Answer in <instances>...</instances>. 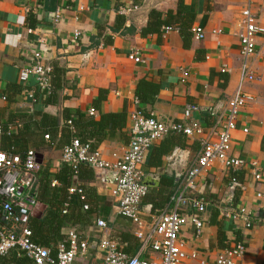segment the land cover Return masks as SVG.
I'll return each instance as SVG.
<instances>
[{
    "label": "crops",
    "instance_id": "0c3cea01",
    "mask_svg": "<svg viewBox=\"0 0 264 264\" xmlns=\"http://www.w3.org/2000/svg\"><path fill=\"white\" fill-rule=\"evenodd\" d=\"M183 1L195 12L191 30L198 26L205 32L203 39H197L190 30L189 46L184 45L177 27L166 32L163 28L160 36L140 32L147 25L152 9L176 11L179 0H0V120L48 112L59 117L63 124L65 107L90 114L100 89L104 88L108 92L102 109L105 112L127 109L126 132L131 133L130 113L138 107L159 118L182 121L186 106L192 103L200 107L193 118L208 129L219 126L240 81L244 58L239 33L245 4L236 0ZM60 7L63 14L57 19ZM251 7L264 20V0H252ZM38 48L52 71L55 63L66 71V82L57 94V101L47 105L38 96L41 91L35 79L19 80L21 67L35 63ZM134 50L139 51L144 61L129 58ZM247 63L260 78L243 83L250 98L239 112L231 150L246 165L231 170L215 162L197 178L194 195L206 200V211L200 214L206 225L200 235L192 223L182 229L187 251L198 254V258L182 264H214L219 252L239 241L246 248L242 257L246 264H264V198L257 196L258 191H264V33L256 36V51ZM143 77L161 85L153 104L141 102L135 95L137 81ZM94 110L98 118L99 112ZM246 127L247 132L243 130ZM130 137L106 139L98 149L105 159L112 160V153L126 148ZM62 150L44 152V161L53 172L64 165ZM200 150L199 136L184 133H168L151 145L142 167L143 181L150 185L140 204L148 222L174 207L171 196L181 190L186 172L196 162ZM252 162L257 163L262 173L259 180L254 178ZM91 183L98 194L114 200L111 181H97L94 172ZM70 199L77 204L79 194H71ZM113 202L107 216L100 210L98 215L89 214L88 223L63 227V234L75 228L89 241L87 252L79 255L75 264H105L100 248L105 238L118 242L127 237L133 248L129 254L138 252L136 226L119 214ZM45 208L39 202L34 215L41 216ZM193 211L189 204L182 208L187 215ZM237 212L240 216L234 218ZM98 218L107 221V228L97 226ZM0 264H33V261L14 248L0 256Z\"/></svg>",
    "mask_w": 264,
    "mask_h": 264
},
{
    "label": "built area",
    "instance_id": "2783aa9c",
    "mask_svg": "<svg viewBox=\"0 0 264 264\" xmlns=\"http://www.w3.org/2000/svg\"><path fill=\"white\" fill-rule=\"evenodd\" d=\"M236 1H243L245 4L241 10L243 27L239 33L244 60L239 85L228 102L219 126L208 129L193 118L200 110L195 103L186 106L182 121L159 118L138 107L130 113V141L126 148L112 153V160L105 159L100 149H92L78 137H74L62 150L64 163L77 168L80 162H86L94 169L97 181L112 182L111 194L119 214L136 226L135 236L140 240L138 252L131 255L122 250L116 240L105 238L100 242L105 264H182L187 259L198 258L197 252L187 251V241L182 236V229L189 223L194 224L197 235H200L206 225L200 215L206 211V200L194 195L198 189L197 178L215 162H220L231 170H238L246 165L243 158L231 153L233 133L238 127L239 112L250 98L243 89V83L260 78L250 69L247 61L256 51V36L264 33V20L259 19L252 11V0ZM62 14L60 7L57 19ZM171 29V26L164 27L165 32ZM191 31L197 39L205 37L201 27H192ZM76 34L78 35L77 32ZM34 57L35 63L21 67L19 80L27 82L35 79L41 91H49L52 66L44 61L43 51L39 48ZM129 58L135 62L144 61L137 50L132 51ZM90 114L95 115V110L91 109ZM2 126L3 122L0 120V134ZM10 128L13 129L14 126ZM243 130L247 132L249 129L246 127ZM170 132L199 136L201 150L196 162L188 168L181 190L171 196L174 207L160 212L152 222H148L140 210V204L148 192V186L142 181V167L151 145ZM252 166L254 178L261 179L262 173L258 170L257 163L252 162ZM39 171L38 155L33 148L28 149L23 156L0 150V256L15 248L30 258L33 264H75L77 257L85 254L89 247L88 239L77 229L67 230L66 239L59 244L57 255H53L49 248L32 239V230L28 223L39 203L36 197ZM69 191L70 194L77 193L84 199L79 186L73 185ZM257 196L264 198V191H258ZM188 204L194 210L191 215L182 212L183 206ZM84 208L87 209L88 205H84ZM238 216L239 212L234 214V218ZM96 224L100 228H107V221L103 218H98ZM147 228L149 229L146 230ZM245 250L242 241L236 242L219 252L214 264H246L242 260ZM144 252H151L153 255L143 257Z\"/></svg>",
    "mask_w": 264,
    "mask_h": 264
},
{
    "label": "trees",
    "instance_id": "16d2710c",
    "mask_svg": "<svg viewBox=\"0 0 264 264\" xmlns=\"http://www.w3.org/2000/svg\"><path fill=\"white\" fill-rule=\"evenodd\" d=\"M194 18L195 12H192L183 0H179L176 11L171 9L162 12L152 9L147 25L142 27L140 32L160 36L164 27H177L184 38V45L189 46L192 33L190 30ZM65 72L64 67L57 63L53 65L51 89L47 93L39 90L41 92L38 95L42 97L46 105L57 101V94L66 82ZM137 82L135 90L137 99L153 104L161 85L147 77H143ZM107 92V89H100V94L94 101V109L99 112L98 118L65 107L63 124L60 123L59 117L48 112H35L29 116L19 117V119L18 117L11 118L3 122L0 150L22 156L30 148L37 152L40 177L36 197L39 202L45 204L46 208L41 216L31 215L28 225L32 230V239L49 248L53 255H57L60 242L66 238V235L62 233L64 226L88 223L89 214L98 215L100 210L107 216L114 204V200L108 196L98 194L96 187L91 183L94 179V170L88 163L80 162L77 168L64 163L62 167L53 172L49 164L44 161L45 151L63 149L71 143L74 137H78L83 143L96 149L106 139H128L131 136L130 132L124 131L127 125V109L120 112H105L102 109V101ZM11 126L14 128L11 129ZM170 133L183 134L180 132ZM171 149L169 150L171 151ZM53 181H56L57 184H53ZM73 185L82 189L84 197L82 199L79 195L77 204H72L70 199L69 189ZM84 205H88V209H84ZM125 238L127 239V237ZM126 239L118 241L119 246L122 250L133 253V248Z\"/></svg>",
    "mask_w": 264,
    "mask_h": 264
},
{
    "label": "water",
    "instance_id": "95a60500",
    "mask_svg": "<svg viewBox=\"0 0 264 264\" xmlns=\"http://www.w3.org/2000/svg\"><path fill=\"white\" fill-rule=\"evenodd\" d=\"M143 181V180H142ZM146 185H150V183L149 182H145V181H143Z\"/></svg>",
    "mask_w": 264,
    "mask_h": 264
}]
</instances>
